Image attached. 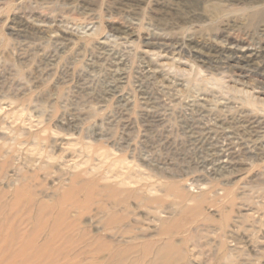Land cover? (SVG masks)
<instances>
[{
    "label": "rangeland",
    "instance_id": "1",
    "mask_svg": "<svg viewBox=\"0 0 264 264\" xmlns=\"http://www.w3.org/2000/svg\"><path fill=\"white\" fill-rule=\"evenodd\" d=\"M76 174L131 192L136 239L264 264V0H0V190Z\"/></svg>",
    "mask_w": 264,
    "mask_h": 264
},
{
    "label": "bare ground",
    "instance_id": "2",
    "mask_svg": "<svg viewBox=\"0 0 264 264\" xmlns=\"http://www.w3.org/2000/svg\"><path fill=\"white\" fill-rule=\"evenodd\" d=\"M221 155L217 154L214 165L223 166ZM203 163L210 164L211 159ZM77 177L50 204L36 201L27 182L16 186L9 200V192L0 190V264H121L123 259L127 264H190L173 237L179 227H173L176 219L172 226H162L165 240L136 239L129 216L131 192L114 185L97 190L92 184L78 185ZM99 196L103 198L94 202ZM95 203L99 204L90 219L97 222V230L92 232L81 226L77 213L89 214ZM71 207L77 209L74 215ZM136 251L137 255H131ZM99 257L103 260L98 261Z\"/></svg>",
    "mask_w": 264,
    "mask_h": 264
}]
</instances>
